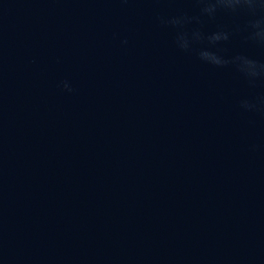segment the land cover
Here are the masks:
<instances>
[{
    "label": "water",
    "instance_id": "water-1",
    "mask_svg": "<svg viewBox=\"0 0 264 264\" xmlns=\"http://www.w3.org/2000/svg\"><path fill=\"white\" fill-rule=\"evenodd\" d=\"M0 264H264V0H0Z\"/></svg>",
    "mask_w": 264,
    "mask_h": 264
}]
</instances>
